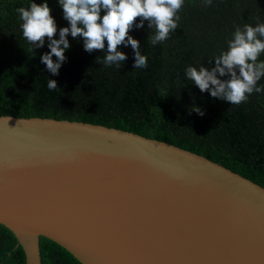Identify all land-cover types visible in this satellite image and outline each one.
<instances>
[{"label":"water","instance_id":"obj_1","mask_svg":"<svg viewBox=\"0 0 264 264\" xmlns=\"http://www.w3.org/2000/svg\"><path fill=\"white\" fill-rule=\"evenodd\" d=\"M0 225L81 264H264V188L162 141L79 121L0 116Z\"/></svg>","mask_w":264,"mask_h":264},{"label":"trees","instance_id":"obj_2","mask_svg":"<svg viewBox=\"0 0 264 264\" xmlns=\"http://www.w3.org/2000/svg\"><path fill=\"white\" fill-rule=\"evenodd\" d=\"M44 2L0 0V116L79 121L128 131L203 156L264 188V91L235 105L201 92L186 77L189 66L211 71L237 27L264 23V0H211L210 6L205 0H184L177 29L155 45L156 29L145 20L129 35L139 41L146 68H134L131 45H119L117 51L126 60L119 67L109 66L104 64L107 42L103 51L89 53L83 38L69 33L70 48L58 75L41 62L50 52V41L45 38L42 47L32 46L22 35L17 11ZM47 3L57 24L53 38L58 40L59 30L70 25L58 0ZM259 61H264V53ZM217 78L227 80L230 74ZM49 79L57 82L55 90L48 89ZM257 86L264 88V77ZM196 107L204 114L195 112ZM39 248L41 264H81L46 238H40ZM0 264H25L16 238L2 225Z\"/></svg>","mask_w":264,"mask_h":264},{"label":"clouds","instance_id":"obj_3","mask_svg":"<svg viewBox=\"0 0 264 264\" xmlns=\"http://www.w3.org/2000/svg\"><path fill=\"white\" fill-rule=\"evenodd\" d=\"M58 3L64 19L70 25L59 30L58 40L53 38L57 33V24L47 0L39 5L32 3L28 9H17L23 22L22 35L32 46L42 47L45 38L50 41V52L41 57V62L53 75H58L66 59L65 51L70 48L66 38L69 33L73 38H83L84 50L89 53L93 50L103 51L107 42L104 64L109 66L116 64L119 67L120 62L126 60V55L117 51L119 45H131L135 52L134 68H146L147 57L141 55L139 41L129 35L130 30L143 27L147 20L149 28L154 26L156 29L152 44L167 40L178 27L177 12L182 8L184 0H58ZM210 5L211 0H205V6ZM137 18H140L138 24ZM262 38L264 23H258L255 27L245 25L243 30L237 27L233 39L228 41L227 51L215 57V67L211 71L202 65L199 70L189 66L186 77L201 92L208 91L214 98L235 105L246 102L253 92L264 91V88L257 86V82L264 77V61L258 62V57L264 53ZM217 74L221 77L230 74V79L220 80ZM47 87L55 90L57 82L49 79ZM194 111L204 114L199 107Z\"/></svg>","mask_w":264,"mask_h":264}]
</instances>
